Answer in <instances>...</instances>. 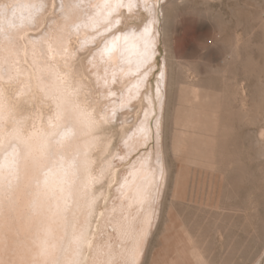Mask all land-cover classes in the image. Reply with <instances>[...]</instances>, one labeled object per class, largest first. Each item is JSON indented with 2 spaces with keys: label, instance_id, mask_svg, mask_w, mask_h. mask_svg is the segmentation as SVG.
Instances as JSON below:
<instances>
[{
  "label": "bare ground",
  "instance_id": "6f19581e",
  "mask_svg": "<svg viewBox=\"0 0 264 264\" xmlns=\"http://www.w3.org/2000/svg\"><path fill=\"white\" fill-rule=\"evenodd\" d=\"M85 1L92 6L89 18L99 12L108 15V19L121 5L131 11L132 5L137 3L136 0H61V16L50 21V31L44 38L39 40L33 36L39 40L36 41L30 39L33 37L27 30L44 22L46 9L36 5L41 11L34 16L33 3L26 1V4L16 6L19 20L12 24L18 23L17 26L0 33V88L5 90L4 99L0 101V116L3 118L0 135L6 138L16 128L15 122L23 121L20 135L30 145L32 156L38 158L41 135L53 130L49 127L50 122L52 125L64 123L56 120L58 103L76 127L75 135L56 149L51 162L44 168V172L49 173L47 187L35 185L37 173L32 159L20 161L16 178L6 169L0 172V264L116 262L112 261L114 256L101 253L102 250L108 251L105 249L108 247L104 248L105 243H96L98 222L94 224V218L98 213L99 197L105 191H100L101 180L112 169L108 167L106 153L110 150L111 139L117 136L106 135L109 124L104 121L108 117L101 109V98L94 95L96 89L92 77L81 61L73 63L69 55L74 52L72 33L80 36L88 31L78 27L81 16L77 5ZM22 8H27L28 12ZM29 17H32V23H28ZM155 22L152 16L143 24L117 32L116 38L110 37L107 45L112 50L104 52L107 58H112L110 63L114 68L108 74L109 83H113L112 88H122L119 92L122 106H116L121 111L114 108L115 115L137 112L136 107L143 108L138 122L123 137L126 154L135 152L138 146L151 139L150 117L157 110L159 112L154 121L155 150L140 155L128 175L122 176L118 192L124 200L118 203L120 209L110 202L114 208L110 223L119 238V256L124 264H142L145 258L147 237L153 234L152 226L156 229L161 215L168 159L177 164L209 168L216 164L214 120L218 102L215 95L195 84L176 85L174 105L168 115L165 111L168 86L165 62L156 83V98L144 92L155 64ZM64 47L67 51H63ZM65 54L69 57L63 56ZM117 76L121 81L119 86L115 85ZM144 95L148 96L147 102L142 100ZM134 102L136 105H132ZM165 113L169 118L168 142L164 141ZM123 130L126 131L124 127ZM3 159L4 153L0 152V161ZM166 215L160 236L163 251H154L149 264H211L209 255L180 217L173 213L171 206ZM78 239L80 243H77Z\"/></svg>",
  "mask_w": 264,
  "mask_h": 264
},
{
  "label": "rangeland",
  "instance_id": "374dc122",
  "mask_svg": "<svg viewBox=\"0 0 264 264\" xmlns=\"http://www.w3.org/2000/svg\"><path fill=\"white\" fill-rule=\"evenodd\" d=\"M26 1L33 3L34 16L41 11L36 10L37 6L46 9L44 22L27 30L32 37L41 40L50 31V21L61 16V0H0V33L17 26L18 23L12 24L19 20L16 6L26 4ZM85 2L77 5L81 16L78 22L82 28L78 27L88 31L80 36L72 33L74 52L69 55L73 63L81 61L92 77L96 89L94 95L101 98V109L108 117L104 121L109 124L106 135L117 136L111 139L110 150L106 153L108 167L112 169L101 180L100 191H105L99 197L98 213L94 218V224L98 222L96 243H105L104 248L108 247L105 248L108 251L102 250L101 253L114 256L112 261H116L115 264H124L119 256V238L110 223L114 210L110 202L120 209L118 203L124 200L119 197L120 181L136 165L135 162L138 163L140 155L155 150L154 121L159 114L157 110L150 117L151 139L127 155L122 142L142 116L143 108L136 107L137 112L115 115L114 108L121 111L117 107L122 106L119 93L122 88H112L113 83H109L108 74L114 68L110 63L112 58L104 55V48L119 32L143 24L154 16L155 64L144 92L156 98V83L163 62L168 71L165 105L168 115L174 105L176 85L195 84L211 91L218 102L214 120L216 164L209 168L177 164L168 159L160 221L156 229L152 226L153 234L147 237L149 241L142 264H149L154 251H163L160 236L169 206L209 255L211 264H264V0H147L146 3L145 0H136L131 11L121 5L111 19L98 27L92 26L89 18L92 6ZM22 9L28 12L27 8ZM34 37L30 39L35 40ZM66 49L64 47L63 51ZM117 80L115 85L119 86L118 76ZM142 100L147 102L148 96H142ZM166 113L164 141L168 142L170 132ZM254 138L258 139L257 143Z\"/></svg>",
  "mask_w": 264,
  "mask_h": 264
},
{
  "label": "snow or ice",
  "instance_id": "6c2138e0",
  "mask_svg": "<svg viewBox=\"0 0 264 264\" xmlns=\"http://www.w3.org/2000/svg\"><path fill=\"white\" fill-rule=\"evenodd\" d=\"M36 10L39 11V8ZM107 21L108 15H101L99 12L95 17L90 18V22L93 27H98L100 24ZM28 23H32V17L28 18ZM21 26H23V22ZM111 50V46H106L104 49L106 52ZM4 92L5 90L0 88V101H3L4 99ZM0 110H2V105H0ZM56 120H63L64 123L52 125L50 122L49 127L53 130L45 132L41 135L42 142L40 146V156L38 158L32 156V149L30 145L27 141L22 139L20 135V129L23 127L24 123L23 121H16V128L12 133L8 134L6 138L0 135V152L4 153V159L0 161V172H3L6 169L9 174L13 176V178H16L15 174L18 171L20 161L32 159L37 173L34 177L35 185L38 188L42 186L47 187L49 173L44 172V168L51 162L56 149L75 135L76 129L71 118L68 117L63 106L59 103L57 104ZM2 122L3 118L0 116V123ZM9 184H11V181H9ZM77 243H80L79 239L77 240Z\"/></svg>",
  "mask_w": 264,
  "mask_h": 264
}]
</instances>
